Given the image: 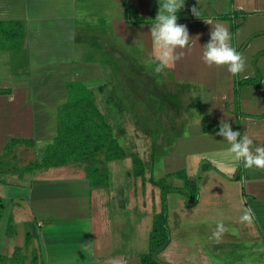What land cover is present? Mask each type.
Listing matches in <instances>:
<instances>
[{
    "label": "crops",
    "instance_id": "obj_1",
    "mask_svg": "<svg viewBox=\"0 0 264 264\" xmlns=\"http://www.w3.org/2000/svg\"><path fill=\"white\" fill-rule=\"evenodd\" d=\"M192 7L200 9L199 18ZM158 8V0H0V157L10 141L21 139L34 146L17 144L7 158L23 166L40 159L57 135V109L75 82L94 89L114 139L128 153L109 161L101 152L32 172L0 170L6 202L0 256L11 257L19 248L26 259L20 264H140L153 217L162 209L161 188L149 177L185 170L198 181L199 196L189 202L183 191L169 193V224L177 241L173 253L171 238L159 257L180 264L185 247L175 227L187 216L188 251H194L188 264H228L229 258V264H264V169L237 165L230 145L215 134L227 122L253 138L252 150L264 146V0H185L178 23L187 27L191 46L177 50L183 55L163 80L146 73L148 82L161 83L154 113L143 105L148 102L142 84L129 86L133 75L124 69L141 68L154 56L150 30ZM218 23L245 61L236 76L202 59ZM21 29L18 42L14 35ZM127 42L145 60L124 57L119 43ZM111 53L123 67L118 75ZM258 70L262 83L238 85ZM106 90L108 99L98 100L97 92ZM132 151L145 163L144 176L134 174ZM173 182L180 187L183 181ZM246 214L250 219L242 220ZM220 223L224 231L217 238Z\"/></svg>",
    "mask_w": 264,
    "mask_h": 264
},
{
    "label": "trees",
    "instance_id": "obj_2",
    "mask_svg": "<svg viewBox=\"0 0 264 264\" xmlns=\"http://www.w3.org/2000/svg\"><path fill=\"white\" fill-rule=\"evenodd\" d=\"M228 15H225V17ZM151 19L136 18L134 22H151ZM5 25V23H0ZM22 26V25H21ZM238 26H234L233 31ZM22 29L25 30L23 27ZM16 35L18 42L24 38L23 31ZM12 35L13 33L10 32ZM262 75L257 71L256 77L247 78L238 82V85L260 84ZM94 89L88 88L85 83H71L68 100L57 109L58 129L54 140L43 149L40 159L30 161L26 166L20 164L18 160H10L7 155L17 144L26 143L34 146L32 140L13 139L5 147L7 154L0 157V170H10L12 172H32L43 167H60L71 162L78 161L97 153L103 152L107 160H118L127 156V150L113 137V130L102 116L95 98ZM131 156L134 163V174L136 177L144 176L145 163L138 152L132 151ZM95 172L94 170H91ZM92 172L88 175L93 174ZM240 175V174H239ZM174 178L181 179L182 185L176 187ZM149 180L161 188L162 209L154 215L153 227L149 236V250L140 254V264H171L162 260L159 255L167 248L171 241V229L168 217V195L172 191H183L188 195L189 202H195L199 196V183L197 180H190L185 170L170 173L167 176L156 180L149 177ZM6 202L0 197V217L3 215ZM37 255L32 259L37 263ZM0 261H10L15 264L24 263L25 256L21 249H16L11 257L0 256Z\"/></svg>",
    "mask_w": 264,
    "mask_h": 264
},
{
    "label": "clouds",
    "instance_id": "obj_3",
    "mask_svg": "<svg viewBox=\"0 0 264 264\" xmlns=\"http://www.w3.org/2000/svg\"><path fill=\"white\" fill-rule=\"evenodd\" d=\"M158 4V12L150 30L155 53L146 63L156 74L167 75V70L183 55V53L177 54V50L190 47L191 39L187 27L178 23V13L183 9L185 0H158ZM191 13L198 18L201 15L197 7H192ZM209 36V41L203 46L204 63L209 67L226 66L227 71L233 76L242 73L245 69V61L236 48L230 46L229 30L218 23L210 30ZM215 134L230 145L228 152L237 165L264 169V146L252 150L251 146L254 143L252 137L232 130L227 122H221ZM249 219L247 214L242 217L245 221ZM223 231L224 226L220 223L213 235L218 238Z\"/></svg>",
    "mask_w": 264,
    "mask_h": 264
},
{
    "label": "rangeland",
    "instance_id": "obj_4",
    "mask_svg": "<svg viewBox=\"0 0 264 264\" xmlns=\"http://www.w3.org/2000/svg\"><path fill=\"white\" fill-rule=\"evenodd\" d=\"M119 44H120V47L124 46V49H123L124 52L121 51L123 53L124 57H126V54H127L128 57H134L136 59L138 58L140 60H145V59H143V57H142L143 55H141L140 50L138 48L132 47L129 44V42H127V44L126 43H124V44L123 43H119ZM111 56H112V61H113V63H111V64L113 65V69L116 70L117 75H118L120 73V69H123V67H121L122 64L120 62H118V61H117V63L115 62V59H114L112 53H111ZM118 57H119V55H118ZM124 57L123 58L120 57V59H119V61H124L123 65H125ZM146 65L147 64L144 63L143 67H141V68L137 67V65H136V67L132 66V70H131V67L128 66V67H126L124 69V73L128 74V72H131L130 74L133 75V78H131V79H133V81H128L129 83L127 82V84L129 86L133 87V89H136V87L141 86V84H142V88L141 89L143 90V92L145 91L144 101L146 99L147 102H148V104L143 102V105L144 104L148 105L147 106L148 108L152 107L153 112L156 113V107L155 106L158 105V103L156 104L155 100L158 98L157 89L160 87L161 83L158 82V84H157V83H155L154 81H151V80H150V82H148V77H147L146 73L147 74L148 73L149 74H155V72L152 71V69L149 66H146ZM168 71L171 72L170 69H168L167 72ZM122 73H123V71H122ZM143 74H145V75L142 76ZM157 76H161V79L163 80V75H157ZM127 78H128V76H127ZM138 78H140V80H137ZM134 80H136V81H134ZM156 82H157V80H156ZM68 87H70V85ZM97 94L99 95V99L98 100H100V101L104 102L105 100L108 99V97H107L108 90L103 91L102 94L100 92H97ZM163 96H164V94H163ZM130 99H131L132 103L135 102V100L133 99L132 96H130ZM136 112L139 115L136 113L135 116H139L140 117L141 116L140 113L138 111H136ZM152 116L154 117V115H152ZM113 137H115V136H113ZM122 148L124 149V147H122ZM39 157H41V155ZM29 163H30V160L28 162H26V164L24 166L28 165ZM170 205H171V203H170ZM173 219H175V217H173L172 220ZM173 222L175 224V221H173ZM189 226H190V220H189V218L187 216H184V217H182L181 221H179V225L177 227H175L177 233L179 234V236L182 237V239H181L182 240V244L185 247V251H186V252L182 251V253L178 254L179 259H180L179 260L180 264H188L190 253L194 252V251H188V246H189V233H188ZM229 233H230V230H229ZM234 233H235V231H234ZM171 238H172V244L170 246V251L173 253L172 249L174 247L175 241H177V238H174L173 234H172ZM147 246H148V243H147V245H144L143 248L146 249ZM161 255H162V253H161ZM230 261H232L231 258L228 259V264H229Z\"/></svg>",
    "mask_w": 264,
    "mask_h": 264
}]
</instances>
